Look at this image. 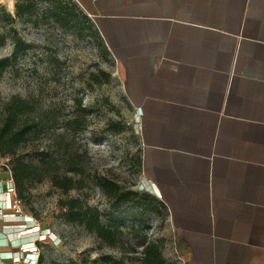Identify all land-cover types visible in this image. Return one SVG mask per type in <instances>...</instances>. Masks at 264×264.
Returning a JSON list of instances; mask_svg holds the SVG:
<instances>
[{
	"label": "crops",
	"instance_id": "0c3cea01",
	"mask_svg": "<svg viewBox=\"0 0 264 264\" xmlns=\"http://www.w3.org/2000/svg\"><path fill=\"white\" fill-rule=\"evenodd\" d=\"M138 116L181 264H264V0H76ZM0 172V264L34 259Z\"/></svg>",
	"mask_w": 264,
	"mask_h": 264
},
{
	"label": "rangeland",
	"instance_id": "374dc122",
	"mask_svg": "<svg viewBox=\"0 0 264 264\" xmlns=\"http://www.w3.org/2000/svg\"><path fill=\"white\" fill-rule=\"evenodd\" d=\"M11 2L10 8L0 3L14 20H0V58L13 52L12 29L31 49L0 76V125L4 106L18 97L28 106L19 126L30 130L14 156H0V162L20 160L31 167L21 195L15 193L19 215L35 226L30 233L37 264H142L148 244L158 247L165 264H181L164 207L140 185L134 113L91 18L76 0ZM16 5L31 14L17 18ZM54 177L70 180V188L54 186ZM98 183L127 196L108 197ZM71 200L76 210L97 212L107 239L66 222L65 203Z\"/></svg>",
	"mask_w": 264,
	"mask_h": 264
},
{
	"label": "trees",
	"instance_id": "16d2710c",
	"mask_svg": "<svg viewBox=\"0 0 264 264\" xmlns=\"http://www.w3.org/2000/svg\"><path fill=\"white\" fill-rule=\"evenodd\" d=\"M25 14L30 15V8L25 5H16V17L22 18ZM0 20L4 23L11 24L13 19L0 7ZM11 41L13 44V52L10 57L0 58V76L9 68L12 63L15 62L18 56L24 55L26 51L31 47L17 38L16 32L12 29ZM4 44V37L0 34V46ZM28 110V106L25 101L18 97H13L3 109V119L0 125V156H14L16 149L26 141L27 134L30 130L29 126L24 124L19 126V120L21 116ZM9 166V165H8ZM11 179L13 181L14 189L17 195H21L23 190V183L31 175V167L23 161L16 160L11 166H9ZM54 186L62 188L64 190L70 188V180L63 179L60 181L58 177L52 179ZM98 186L104 191L106 196L111 198L125 199V194L118 193L115 185L110 183H98ZM17 196V197H18ZM67 206V213L65 220L68 223H77L83 225L85 230L89 233H96L99 238L107 239L106 235L110 233L106 231V228L100 224L97 212L95 210L86 209L85 211L76 210L77 203L75 200H71L65 203ZM142 264H165L161 253L156 245L148 244L143 248Z\"/></svg>",
	"mask_w": 264,
	"mask_h": 264
},
{
	"label": "built area",
	"instance_id": "2783aa9c",
	"mask_svg": "<svg viewBox=\"0 0 264 264\" xmlns=\"http://www.w3.org/2000/svg\"><path fill=\"white\" fill-rule=\"evenodd\" d=\"M137 122H138V116H135L134 117V123L136 124ZM2 171H5L10 175V178L6 181V192H7V194L12 195V197L10 199H8V207L13 211L18 212L19 208H20L21 201L16 196L13 181L11 179L10 169H9V166L6 162H0V172H2ZM18 217H20V219H22L23 227L26 229L27 232H30L33 230V228L35 226L29 225V223H30V220H28L29 218H27L25 216H21V215H19ZM32 251L35 255L34 259L26 256L27 258L23 260L25 264H37L38 255H37V253H35L34 249H32Z\"/></svg>",
	"mask_w": 264,
	"mask_h": 264
},
{
	"label": "bare ground",
	"instance_id": "6f19581e",
	"mask_svg": "<svg viewBox=\"0 0 264 264\" xmlns=\"http://www.w3.org/2000/svg\"><path fill=\"white\" fill-rule=\"evenodd\" d=\"M11 1L12 0H0V3L6 5V6H8L10 8L11 5H12Z\"/></svg>",
	"mask_w": 264,
	"mask_h": 264
}]
</instances>
